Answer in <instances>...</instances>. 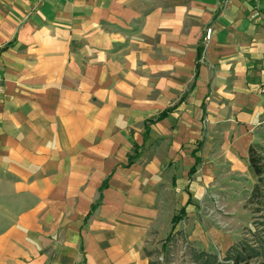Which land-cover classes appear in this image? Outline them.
Segmentation results:
<instances>
[{"label": "crops", "instance_id": "1", "mask_svg": "<svg viewBox=\"0 0 264 264\" xmlns=\"http://www.w3.org/2000/svg\"><path fill=\"white\" fill-rule=\"evenodd\" d=\"M263 84L264 0H0V264H150L255 183Z\"/></svg>", "mask_w": 264, "mask_h": 264}, {"label": "rangeland", "instance_id": "2", "mask_svg": "<svg viewBox=\"0 0 264 264\" xmlns=\"http://www.w3.org/2000/svg\"><path fill=\"white\" fill-rule=\"evenodd\" d=\"M259 143L264 156V138ZM252 186L242 181L234 197L204 196L195 211L170 231L167 240L155 236L149 241L150 264H203L204 253L223 260L228 247L249 235L248 227L254 229L253 223L264 213V209L252 213L259 207L257 202L245 206Z\"/></svg>", "mask_w": 264, "mask_h": 264}, {"label": "trees", "instance_id": "3", "mask_svg": "<svg viewBox=\"0 0 264 264\" xmlns=\"http://www.w3.org/2000/svg\"><path fill=\"white\" fill-rule=\"evenodd\" d=\"M170 107L160 113L159 117L171 110ZM260 143L256 142L250 145L248 151L249 164L252 167L256 181L252 186L249 197L245 206L257 202L259 207L252 210V213L260 212L264 209V156L259 151ZM185 211L181 208L180 212L172 217L173 226L183 217ZM259 221H255L254 229L248 227L249 235L243 236L239 241L231 244L226 250L223 260H219L215 254L204 253L205 259L203 264H264V213ZM260 227V229H258ZM170 235L167 236L166 240ZM200 253V255H202Z\"/></svg>", "mask_w": 264, "mask_h": 264}, {"label": "built area", "instance_id": "4", "mask_svg": "<svg viewBox=\"0 0 264 264\" xmlns=\"http://www.w3.org/2000/svg\"><path fill=\"white\" fill-rule=\"evenodd\" d=\"M259 90L264 95V84L259 86ZM0 91H1V86H0Z\"/></svg>", "mask_w": 264, "mask_h": 264}]
</instances>
